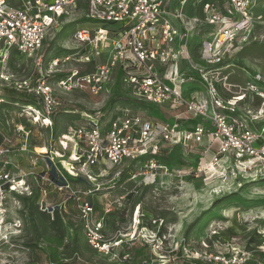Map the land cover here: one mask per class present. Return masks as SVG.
Masks as SVG:
<instances>
[{
  "label": "built area",
  "instance_id": "1",
  "mask_svg": "<svg viewBox=\"0 0 264 264\" xmlns=\"http://www.w3.org/2000/svg\"><path fill=\"white\" fill-rule=\"evenodd\" d=\"M80 1L0 0V45L3 44L6 53L16 49L41 65L50 31ZM256 4L257 0H88V19L98 25L77 29L74 39L79 44L90 45L93 55L98 57L82 53L76 60L94 62V69H71L58 80L59 88L79 89L93 95L109 92L112 97L120 84L129 98L169 108L173 120L148 118L129 108L109 118H104L101 110L97 114L83 113V121L73 120L58 142L60 150L56 153L63 158L72 149L68 161H59L62 164L61 168L56 166V178L51 176L52 167L47 164V169L35 176L36 181L9 168L13 164L12 144L1 143L0 229L5 223L8 193H18V187L19 193L32 194L36 184L40 191L38 203L44 210V198L52 187V192L63 195L64 202L74 203L93 246L107 254L112 252L119 241H103L102 222L93 220L96 209L92 199L101 191L100 178L107 172L100 166L134 161L156 179L159 171H170V165L158 159L165 144H205L206 152L214 150L212 162L232 167L253 179H263L264 86L259 83H264V76L259 70L249 68L252 77L245 87L235 91L236 85L230 82V68L240 59H233L232 53H240L257 40L255 28L262 15L256 14ZM190 8L196 12H190ZM104 46L111 47L108 54L102 52ZM70 58L71 55H66L62 61ZM60 60L59 57L51 60L46 75L54 72ZM0 78L9 80L3 71ZM15 84L14 88H24L42 97V109L28 105L32 109L27 110L31 114L38 109L40 115L32 113L33 117L43 118L47 126L53 125V115L61 106L53 86L44 79L37 85L27 80ZM255 98H260L261 103L252 109L248 101ZM192 119L191 128L183 127L184 122ZM26 148L22 145L18 152L22 154ZM38 160L36 156L31 164ZM78 178L90 185L78 189L71 180ZM51 195L47 197L48 203ZM261 249L264 252V243ZM188 257L208 264H245L247 252L226 254L194 249Z\"/></svg>",
  "mask_w": 264,
  "mask_h": 264
},
{
  "label": "rangeland",
  "instance_id": "2",
  "mask_svg": "<svg viewBox=\"0 0 264 264\" xmlns=\"http://www.w3.org/2000/svg\"><path fill=\"white\" fill-rule=\"evenodd\" d=\"M87 3L88 0H81L77 8L50 31L41 65H36L16 49L6 53L3 44L0 45V73L3 71L9 77L7 81L0 78V144H12L13 164L9 168L26 174L31 181H36L35 176L47 169V164L55 169L56 166L61 168L60 160L68 161L72 149L63 158L56 153L60 150L58 142L73 120L83 121V113L97 114L101 110L105 113L104 118H109L129 108L148 118L173 120L169 108L129 98L120 84L119 90L123 94L113 100L109 92L93 95L79 89L66 91L59 88L58 80L71 69H94V62L76 60L82 53L98 57L93 55L90 45L79 44L74 39L77 29L98 25L88 19ZM256 5V14L262 15L255 28L257 40L231 56L240 58L238 64L230 68V82L236 85L235 91H239L240 86L245 87L252 77L249 68L259 70L264 76V0H257ZM110 50V46H104L102 52L108 54ZM66 55H71L70 60L62 61ZM55 57L61 60L54 72L46 75L45 70ZM41 79L53 86L61 102L53 115V125L49 126L43 118L36 120L39 118L33 117L34 111L29 114L24 100L29 98L27 93H32L31 98L42 106V97L24 88H14L17 82L27 80L37 85ZM259 84L264 86V83ZM5 87L16 90L7 92ZM260 103V98L248 101L252 109H257ZM66 109L69 113L64 112ZM22 145L27 148L21 154L18 149ZM167 148L178 163H172L168 173L159 171L156 179L134 161L112 167L108 164L100 166L107 172L100 178L103 182L101 191L92 199L96 209L92 219L102 222L103 241H119L112 252L107 254L93 246L84 227L85 221L74 203L64 202L63 195L52 192V187L48 194L53 193L51 202L48 203V196L44 198L42 210L38 203L40 191L34 184L32 194L28 191L19 193V188L18 193L7 195L5 223L0 229V264H53L56 261L70 264H185L189 251L194 249L226 254L244 251L247 252L245 264H264L261 249L264 243V178L253 179L227 165L209 168L213 149L206 152L205 144H165L160 152ZM36 156L39 160L31 164V159ZM178 168L183 171H174ZM126 169H133L132 175L137 176L121 180L122 174L117 175V172ZM88 184L82 180L76 187L84 188Z\"/></svg>",
  "mask_w": 264,
  "mask_h": 264
},
{
  "label": "trees",
  "instance_id": "3",
  "mask_svg": "<svg viewBox=\"0 0 264 264\" xmlns=\"http://www.w3.org/2000/svg\"><path fill=\"white\" fill-rule=\"evenodd\" d=\"M5 91L7 92H12L13 90H16L14 88H8V87H5L4 88ZM117 95H122V92L117 89L115 94H113V96L111 97V100L117 98L116 96ZM27 97H29L28 99L25 98L24 100H26L25 104L27 105H34L36 106L38 109H42L43 108V105L41 106L40 103H37L33 98H31L32 96V93H27L26 94ZM43 101V99H42ZM64 112H68V109L64 110ZM158 159L159 161L167 164V165H172V163H178L177 161L173 160V158L171 157V149H165L163 153L160 152V154L158 155ZM51 162V161H50ZM133 169H126L124 171L121 172L122 174V178L121 180H126V179H129L132 177V174H133ZM51 176L56 178V175H57V169L53 167V169L51 170ZM73 180L75 183H79L80 181H82L83 179L82 178H78V179H71ZM136 256V255H135ZM133 257V256H132ZM186 259V258H185ZM185 264H194V263H197V264H208V263H205L204 261L200 260V259H193V258H189V259H186L184 260ZM54 264H70L68 262H65V261H56Z\"/></svg>",
  "mask_w": 264,
  "mask_h": 264
},
{
  "label": "crops",
  "instance_id": "4",
  "mask_svg": "<svg viewBox=\"0 0 264 264\" xmlns=\"http://www.w3.org/2000/svg\"><path fill=\"white\" fill-rule=\"evenodd\" d=\"M169 1H175V0H169ZM189 11L190 12H192V13H195L196 12V9H189ZM193 124H194V121H193V119L192 120H189V121H186V122H184L183 123V127H186V128H191L192 126H193ZM214 151V150H213ZM212 155V154H211ZM207 161V160H206ZM208 162V161H207Z\"/></svg>",
  "mask_w": 264,
  "mask_h": 264
},
{
  "label": "bare ground",
  "instance_id": "5",
  "mask_svg": "<svg viewBox=\"0 0 264 264\" xmlns=\"http://www.w3.org/2000/svg\"><path fill=\"white\" fill-rule=\"evenodd\" d=\"M28 109H32V107H29ZM36 110H37V112H35V115H40L39 110H38V109H36ZM219 164H220V163L216 164V163H214V162H212V161L208 162L209 168H212V169L216 168ZM18 189H19V188L17 187V188H16V191H17V192H19Z\"/></svg>",
  "mask_w": 264,
  "mask_h": 264
}]
</instances>
